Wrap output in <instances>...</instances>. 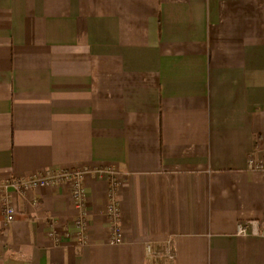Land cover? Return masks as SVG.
Listing matches in <instances>:
<instances>
[{"label":"crops","instance_id":"1","mask_svg":"<svg viewBox=\"0 0 264 264\" xmlns=\"http://www.w3.org/2000/svg\"><path fill=\"white\" fill-rule=\"evenodd\" d=\"M250 155L264 0H0V182L114 166L124 238L108 243V185L88 175V241L69 187L39 188L11 224L0 201V264H264Z\"/></svg>","mask_w":264,"mask_h":264},{"label":"built area","instance_id":"2","mask_svg":"<svg viewBox=\"0 0 264 264\" xmlns=\"http://www.w3.org/2000/svg\"><path fill=\"white\" fill-rule=\"evenodd\" d=\"M248 164L253 171L264 174V157H256L250 155ZM88 175H93L99 180H104L108 185V200L105 206V215L108 220L110 237V245L123 244L124 238L120 227V204L117 197L118 190L122 185V175L114 166L100 168H75L65 170H48L37 172L28 177L11 178L0 182V201L2 212L6 224H11L16 220L18 214L15 200L18 197L25 198L27 194L39 188H51L66 184L70 189L72 205L76 210L74 223L77 228L76 239L80 244H85L88 241V208H87V193L84 186V180ZM33 204L36 201L33 200ZM255 222L240 223L237 227V235L245 236L249 226H254ZM50 236L55 241L59 242L60 237L54 233ZM148 255L152 254L151 246L147 245ZM160 254H158L159 256ZM164 256L169 261H174L175 254L171 241H167L164 245Z\"/></svg>","mask_w":264,"mask_h":264}]
</instances>
